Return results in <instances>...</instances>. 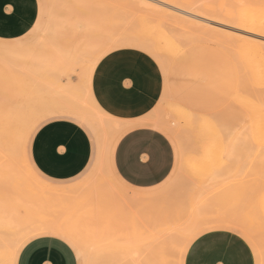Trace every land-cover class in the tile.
Instances as JSON below:
<instances>
[{
  "label": "rangeland",
  "instance_id": "374dc122",
  "mask_svg": "<svg viewBox=\"0 0 264 264\" xmlns=\"http://www.w3.org/2000/svg\"><path fill=\"white\" fill-rule=\"evenodd\" d=\"M38 1L39 17L31 31L17 40H0L1 44L4 46L15 43L30 45L36 35L35 28L37 27L35 26L41 22L44 25L48 24L54 29L51 35L53 42L71 56L70 60H73L68 61L70 64L66 63V66H64L65 63L63 64L61 68L63 73L64 71L66 73V68L68 71L64 74L65 76L61 75V79H66V75L75 76L78 79L84 71V77L82 75L81 78L84 83L89 81L90 90H93L91 95L95 97L91 96L89 100L98 107L101 116H105L107 112L105 118H109L108 115H110L114 117V120L119 119L123 124L125 123L123 125L118 121L120 124L118 125L110 117L109 124L111 125L112 122L114 127L107 126L106 133H103L110 139L109 141L105 138L109 146L105 142L108 150L106 148L104 150L109 153H104L107 158L98 168L93 158L90 165L80 175L64 182L49 181L37 172L41 179L52 184L77 185L80 188L76 198L71 200L76 203V207H70L72 211L75 209L74 211L78 212H90L96 216V219L106 216L104 223L106 225L108 222L111 223L105 226L106 228L116 225L119 233L124 232L122 235L116 234L121 241L127 240L128 231L132 230V227L134 229L136 227V231L152 238L148 233L149 229L152 231L156 225L159 226L157 229H161L171 227L172 223L173 225L179 222L184 223L190 216V218L200 220L201 217H218L224 214L230 215L232 219L236 217L245 223L249 222L250 226H257L261 222L264 227V210L262 209L264 208V136H262L264 125H261V128L258 127L262 129L259 133L255 131L257 130L255 128L259 126L257 124L262 123L258 119L264 121L261 119L264 117V107L259 104L264 103V80L262 81L264 79V57H262L264 56V41L262 38L245 37L243 41L244 36L242 35L214 28L207 23L184 17L175 11L153 6L144 0ZM42 3L46 5L43 10L40 8ZM172 4L179 7L187 6V9L190 7V10L197 13L203 12L205 17L225 18L226 20L223 21L237 18V16L264 20V0H174ZM256 46L262 51L258 47L255 49ZM109 57L112 59L109 60ZM106 60L108 63H105ZM130 60L136 62L138 66L137 87L128 95H116L115 77L108 69ZM0 62L2 63H0V111L10 104L9 108L0 114V121L5 119L14 107L20 94L29 96V105L36 103L48 107L49 101L53 105L54 94L47 88L36 89V83H34L36 78L16 74L3 60L0 59ZM43 72H41L42 77L53 80L59 78L56 74ZM257 88L262 92H257L255 90ZM256 95L263 97L261 101ZM238 108L243 112L239 113ZM116 111L120 112L118 117L114 115ZM230 112L231 114H227ZM243 113H245L244 119L239 117ZM150 115H162L169 119L171 128L165 127L169 124H164L165 126L162 124L164 120L160 116L159 119L162 121L159 123V120L156 121L157 117L148 118ZM214 115L217 118L216 121L213 120ZM142 116H146L149 121L144 120ZM226 117L231 119L228 120L230 123L224 120ZM155 121L159 125L155 124ZM115 124L117 127L120 126L119 129L122 126L123 128L116 131ZM135 126H149L157 129L164 133L173 145L174 167L168 178L153 188L138 189L128 186L116 175L112 162L109 165L116 142L128 129ZM37 127L32 130L28 139V156L30 140ZM219 129L224 133L225 139ZM87 130L93 141L90 130L88 128ZM114 131L118 133L115 132V134ZM240 131H243L242 136L239 134ZM170 133H173L174 137ZM245 133L249 135V137L246 136L247 140L251 136L249 143L245 142V137H243ZM234 134L238 138L240 135L241 140L238 141H242L243 144L241 142L230 143V138ZM256 134L260 138L257 137V139ZM259 142L263 143V146ZM16 146L11 144L7 146L9 151L7 168L10 172L8 175L6 172L0 173V197L2 194L7 195L17 190L26 195L32 191L27 172L20 165L18 167L21 172H18L12 160L13 149L16 148V151L19 149L18 145ZM230 149L234 155L229 153ZM4 157L1 155L0 160ZM3 160L0 161V170L2 163H6V159ZM154 191L157 195L153 194V198L150 197V199L147 197L150 201L139 202L135 197L140 193L143 198H146V193L148 196ZM132 192L137 194H133L132 198L125 201L124 198L132 196ZM120 195L122 200L130 203L124 204L125 202L120 200ZM134 197L139 203H134ZM23 210L24 214L29 217L52 218L50 214L52 211L48 208L41 210L28 207ZM63 214L65 216V213ZM126 215L128 216L124 217V220L125 218L127 220L119 221L122 226H117L119 224L117 219L120 220ZM60 216L58 215L57 218L59 219ZM107 217L117 219L113 223ZM149 218H152L151 221ZM144 219L151 223L147 225L148 222ZM174 219L178 221L180 219V221L177 223ZM125 226L128 231L124 228ZM263 230L256 232L258 237ZM262 233L261 237L264 236V231ZM157 241L159 243L161 240ZM108 243V239L103 243L96 241L97 245ZM174 244L169 250H160L156 261L163 262L166 259L164 261L166 264H174L179 257V246L176 242ZM262 245L260 259L257 258L251 245L255 255V264H264V241L261 242ZM80 261L79 256L78 264Z\"/></svg>",
  "mask_w": 264,
  "mask_h": 264
},
{
  "label": "bare ground",
  "instance_id": "6f19581e",
  "mask_svg": "<svg viewBox=\"0 0 264 264\" xmlns=\"http://www.w3.org/2000/svg\"><path fill=\"white\" fill-rule=\"evenodd\" d=\"M144 1H146L147 3H150L156 7H161V8H165V9L175 11V12L179 13L180 15H183L184 17L195 19V20L203 22V23H207L208 25H211L214 28L223 29L225 31H231V32L237 33L239 35H242V36H244L242 38L243 41H245V37H257V38L261 37L262 40L264 41V20L254 19V17L244 18V17L237 16V18L234 17V18L227 19V21L229 22V23H227V21H223V20H226L225 18L205 17L202 14L203 12L197 13L195 11L190 10L189 9L190 7H188V9H187V6H185L186 1L183 2L185 4L184 5L185 7L173 6L172 3L174 2V0H144ZM183 3H181V4H183ZM199 13H201V14H199ZM35 27H37V28H35L36 29V31H35L36 35L34 36L33 41L30 45H21V44L15 43V44H12L10 46H4L0 42V57L2 59H4L14 69L16 74L18 73V74H21V75H24L26 77H30L33 79L36 78L37 80H35V82H34V83H36V89L41 90V89L47 88L48 90H50V92H52L54 94V99H53L54 103L52 105L49 101L48 107H45V106L43 107V104L39 105L36 103L29 105V96L28 95L23 96L20 94L18 96L17 102H16L13 110L5 117V119L0 121V156L3 155V157L5 156L4 158L6 159V163H4V162L2 163L3 164L2 165V172H6V175H8V172H10L9 169L7 168V165L9 163V158H8V156H9L8 152L9 151L7 150L8 144H11L13 146L18 145L19 149L16 151V148H17V146H16V148L13 149V151H12V154H11V155H13L12 160L14 161L15 168L18 172H21L19 170V167H18L19 165L25 169V171L27 172L26 174H28V177L30 178L28 180H29V184L31 185V189H32L31 193L29 191L30 194L25 195V196L23 193H21L17 190L16 192L12 191L9 194L7 193V195L5 193V195L3 194L0 197V261H1L0 264H11L13 253H14L17 245L27 234H30L34 231L44 229V228L48 229V228H51L53 226L55 227V229L57 231H60L61 233L69 235L72 237V241L76 244V246L78 247V249L81 253L82 264H166V262H164L166 259L163 262L162 261L161 262L156 261L157 253L160 252V250H162V251H164L166 249L169 250V248L172 247L173 244L176 242L178 244L177 246H179L178 247V251H179L182 248L184 241L192 233L193 230L208 228L209 222L215 221L218 219H225V218L230 221V223L233 227L237 228L244 235V237L248 241V244L250 246L251 245L253 246V248L256 252L257 258L260 259L261 258L260 247H261V249L263 248V245L261 246V242L264 241V239H263L264 236L261 237V235H263L262 232L264 230L261 231V233H259L260 234L259 237H258V234L256 232H259L260 229H264V227L261 225V222H260V224H257V226L256 225L250 226V225H248L249 222L245 223L243 221H240L236 217H234V219H232L230 215H229L230 216L229 217L228 215H224V214H223V216H218V217H211V216H210V218H202L201 217L200 220H198L196 218H190L191 217L190 216L189 218H186L184 223H180L179 222L180 219H179V221H178V219H176L177 223L179 222V224L175 223V225H173L174 223H172L171 227L157 229L159 226L157 227V225L155 224L156 228L153 227L152 231L149 229V232H148L152 236V238H149V237H147L148 235L145 236L143 233L136 231L135 230L136 227L134 229L132 227V225L130 224V226L132 227L131 228L132 230L128 231L127 230L128 228H126V226L124 227L128 231L129 234H127V235H129V237L126 238L127 240L121 241L120 237L118 238L116 236V234L118 233V235L119 234L122 235L123 231L122 232L120 231V233H119V231H118L119 229L116 228V225H115V227L110 225L109 228H106L105 226H108V224L110 222H108L107 225H106V223H104L105 219H106L105 215H104L105 218L97 217V219H96V216H94L90 212L89 213L88 212L83 213V212L74 211L75 209L72 211V209L70 207H76V203L75 202L73 203V201L71 202V200H72V198H76L77 193L80 190V188L77 185H75V186H68V185L67 186H54V185L48 184V183L40 180L31 171V169L29 168V166L27 164L26 158H25L24 148H25V144L27 142V138L29 136V133L31 132L33 127L37 123H39L41 120H43L44 118L51 116V115H55V114H67V115L75 116V117L81 119L82 122L84 121L85 123H87L89 125V127L92 129L93 133L95 134V137L97 138L98 152H97V158L95 160L96 161V168L101 166V164H103L102 161L107 158V157H105L107 155H104V153L105 154L109 153V151L104 152V150L106 148L105 142L108 145L107 140L110 141V139L107 138L108 136L106 137L104 135L106 133L105 130L107 129V126H111V128L114 127L112 122H111V125L109 124L111 121L110 120L111 116L108 115L109 118H105L106 114H108L107 112H106V114L104 113L105 114V116L103 115L104 117L101 116V113L99 112L98 107L93 105V103H94L93 101H92L93 103H91V101L89 100L93 97L91 95V93H93L92 92L93 90L92 91L90 90L89 81L84 83V80L81 78L83 73H85L84 71H83V73L81 72V75L78 76V79L76 81L72 80L69 75H66V79H64V80L61 79V75L66 74L68 71V69L65 67L67 71H66V73H65V71L63 73V70H61V68H63L62 67L63 64L65 63L64 66H66L67 65L66 63H68V61L72 62L73 60H70L71 56H69V54L67 52H64L61 48H59L58 45H56L53 42V40L51 39V35L53 34L54 29L52 27H50L48 24L44 25L43 22H41L38 26H35ZM257 47L258 46H256L255 49ZM263 47H264V45H263ZM258 48L260 49V47H258ZM259 49H257V50H259ZM260 51H262V50L260 49ZM262 57H264V56H262ZM68 64H70V63H68ZM65 68H64V70H65ZM42 71H44L45 73L47 72V73L56 74L59 76V78H56L53 80V79L42 77L41 76ZM83 77H84V75H83ZM263 80L264 79H262V81ZM251 90H253V89H251ZM255 90H257V92L261 91V90H258V88ZM22 93L24 94V92H22ZM252 95H253V93H252ZM261 95H262V93H261ZM256 96L258 97V100H260V101L263 98V97L261 98L258 95H256ZM93 98H95V97H93ZM263 102H264V98H263ZM259 104H262V107H264L263 106L264 103H259ZM227 109H225V110L228 112L229 110H227ZM233 110H234V108L232 109V111ZM240 111H242V110L239 109V113L243 112V111L242 112H240ZM260 112H261V109H260ZM222 113H224V112H222ZM237 113H238V111H237ZM239 113H238V115H239ZM227 114H231V112L227 113ZM215 115H214L215 118L213 120H215V119L217 120V118H216L217 115L216 116ZM234 115H235V113H234ZM244 115H245V113H243L239 117L243 118ZM159 116L160 115H155V116L150 115V116H148V118L151 117L153 119V117H157L156 121L159 120V123H160V121L164 120L162 124L163 125L169 124L168 126H165V125L164 126L171 128L169 119H167L161 115L162 116V117L160 116V118L162 119L161 120V119H159ZM220 116H222V115H220ZM231 116H233V115H231ZM144 117H143V119L144 120L146 119V121H147L148 118L146 116H144ZM233 117H235V116H233ZM111 118H113L112 120L114 122H116L117 124H118V121H120L119 122L120 124L122 123V121L119 119L114 120L113 116ZM139 118H137V119H139ZM152 119L150 120L151 122L153 121ZM229 119L226 117V119H224V120L228 121ZM261 119H264V117ZM142 120H138V121L141 122ZM144 120H143V122H146ZM224 120H223V122L226 123ZM258 120L262 121V123L259 122L260 124L259 123L257 124L259 126H257L255 128V129H257V130H255L256 133L257 132L259 133L260 129L258 127H260L261 125H264L263 120H260V119H258ZM156 121H155V124L157 123L159 125V123ZM123 122H125V120ZM167 122H169V123H167ZM228 122L230 123V121H228ZM228 122H227V124H228ZM234 123H235V121H234ZM117 124H115L116 127H117ZM120 124H118V125H120ZM126 124H128V122ZM250 124H251V122H250ZM163 125L161 127H163ZM225 126L226 125H224V127ZM229 126H231V125H229ZM214 127L216 128V126H214ZM119 128H120V126H118L116 128L117 129L116 131H118V130L120 131L123 128V126L121 127V129H119ZM225 128H227V127H225ZM211 129H212V127H211ZM252 129H254V128H252ZM113 130H115V128ZM215 130L216 129H214V131ZM224 130H226V129H224ZM116 131H114V133ZM242 132L243 131H240L239 134H241ZM116 133H118V132H116ZM221 133H222V131H221ZM246 133H245V136H243V137H245L244 138L245 142L248 141V143H249L251 136H250L249 140H247L246 138L249 137V135H247ZM170 134L172 135V137H174L173 133H170ZM210 135H212L211 137H213L212 133ZM222 135L224 136L223 138L225 139L224 133H222ZM229 135H227V136H229ZM250 135H252V134H250ZM113 136H116V135H113ZM241 136H242V134H241ZM262 136H264V134ZM4 137H6V138H4ZM257 137L260 138V136L259 135L257 136V134H256V138ZM239 139L241 140L240 135L238 138L234 134L230 138V143H235V142L236 143L237 142L242 143V141H238ZM251 141H253V140H251ZM261 142H259V143L263 146V143H261ZM235 147H234V149H235ZM253 148H255V147H253ZM263 148H264V146H263ZM260 149H261V147H260ZM257 152H255V153H257ZM229 153L232 154L233 153L232 150ZM232 155H234V154H232ZM259 155H261V154H259ZM231 157H234V156H231ZM3 159H1V160H3ZM106 162L108 163V161H106ZM195 166H197V165H195ZM105 168H106V166H105ZM107 168H108V166H107ZM198 168H200V167H198ZM100 172H101V170H100ZM187 185H189V184H187ZM259 191H260V189H259ZM133 194L134 193L132 192V194H131L132 196L129 195V197H128V196H126V193H125V196H126L124 198L125 201H127L128 198H132ZM135 194H137V193H135ZM151 194H152V196H151ZM151 194L146 196L147 195V193H146L145 194L146 198H143V196H141L139 193V195H135V197L138 198L139 202H143L144 200L150 201L147 199V197L149 199H150V197L153 198V194L155 195L156 192L154 191V193H151ZM123 197H124V194H123ZM135 197H134V203H139L138 201L136 202ZM121 198H122V196L120 195V200L124 201ZM139 198H141L140 199L141 201L139 200ZM30 202L32 203L33 208H35V209H41V210L42 209L46 210V208L51 209L52 213L50 212V214H51L52 218L50 217V219H48L47 216H46L47 218H45L44 216H43V218H41V216L40 217H34L33 216L30 218L26 217V215L24 214V210H23V209H25L24 205L26 203H30ZM127 203H130V202L128 201ZM127 203L125 202L124 204H127ZM122 209H124V207ZM182 209H183V207H182ZM262 209L264 210V208H262ZM128 210H130V209L128 208ZM190 211H191V209H190ZM63 213H65V216ZM58 215H61L59 219L57 218ZM219 215H221V214H219ZM63 216H64V218H63ZM127 216L128 215L123 216V218L120 220H119V218L117 219L116 217H115V219H117L118 222L119 221L125 222V220H127L126 219ZM61 217H62V219H61ZM124 217H126L125 220H124ZM98 218H99V220L100 219H102V220L99 221ZM107 218H109V217H107ZM110 218H112V217H110ZM110 218H109V220L113 221V223H114L115 219H113V218L110 219ZM177 218H180V217H177ZM198 218H199V216H198ZM149 219L151 221L152 218H149ZM122 220H124V221H122ZM128 220H129V218H128ZM138 220H140V219H138ZM144 221H146V220L144 219ZM120 222H119V224H117V226L118 225L122 226L120 224ZM146 222H148V220ZM154 222L155 223L157 222L156 219ZM154 222H152V224ZM255 222H258V221H255ZM137 223H139V222H137ZM149 223H151V222H148L147 225H149ZM134 224H136V223H134ZM260 225H261V227H260ZM258 226H259V228H256ZM222 227H224V225H221L219 223H212L211 224L212 229H220ZM253 227H255V228L253 229ZM121 228H123V227H121ZM148 233H145V234H148ZM114 236L116 238H114ZM260 237L262 239H260ZM106 239H108V241H109V243L107 245H103V244L97 245L96 244V241H97V243H100V242L103 243L104 241H106ZM157 240H161V241L158 243ZM186 250L187 249H185V252H186ZM251 251H253V250H251ZM164 258H165V256L163 257V259ZM179 258L180 257H178L177 261L175 260L176 262L174 264H177Z\"/></svg>",
  "mask_w": 264,
  "mask_h": 264
},
{
  "label": "crops",
  "instance_id": "0c3cea01",
  "mask_svg": "<svg viewBox=\"0 0 264 264\" xmlns=\"http://www.w3.org/2000/svg\"><path fill=\"white\" fill-rule=\"evenodd\" d=\"M9 6H11L13 11L11 13L4 12L3 10ZM38 17V0H0V40L12 41L22 38L26 35V32L28 34L31 31ZM0 59L8 64L1 57ZM11 69L13 68L11 67ZM71 79L76 81L77 77L71 76ZM9 105L3 108L0 114L8 109ZM61 115L67 114L51 115L37 123L33 127L34 129L38 126L30 140L29 156L27 154V143L33 129L29 133L24 148L25 158L31 171L40 180L54 186L65 185L52 184L41 179L38 173L45 179L54 182H64L73 179L80 175L90 165L93 158L94 161L96 160L98 152L97 139L89 125L72 115H70L71 120L60 119L59 117ZM114 115L118 117L120 112L116 111ZM86 127L90 130L93 141ZM58 141L64 142L65 146L68 148V152L64 163L53 165L51 163L52 147L57 144ZM137 145L153 151L157 154L161 162L154 164L152 169H144L138 173L127 172L125 175L118 171L121 167L120 157L126 149ZM111 162L116 175L125 184L132 188L149 189L163 183L168 178L174 167L175 154L171 141L164 133L149 126H135L128 129L118 139L111 153ZM0 173H2V169ZM25 195L26 194H24V196ZM24 207L26 209H28V207L33 208V205L30 202L26 203ZM46 229L47 228L40 229L27 234L19 242L16 249L34 233ZM57 232L61 233L60 231ZM203 234L205 233H202V235ZM73 244L80 256V264H82L81 253L76 244L74 242ZM16 249L13 253L11 264H15V260H19L20 264H61L62 261L65 262V264H73V262L74 264H78V260H76L75 257L70 258L68 252L61 248L53 237H48L43 243H36L30 246L26 252H16ZM251 250L253 249L250 246L249 254L244 256V260H248L250 257L252 264H255V255ZM184 259L186 261L191 260V253L189 250H186Z\"/></svg>",
  "mask_w": 264,
  "mask_h": 264
},
{
  "label": "snow or ice",
  "instance_id": "6c2138e0",
  "mask_svg": "<svg viewBox=\"0 0 264 264\" xmlns=\"http://www.w3.org/2000/svg\"><path fill=\"white\" fill-rule=\"evenodd\" d=\"M45 7L46 5L43 3L40 5L41 10ZM3 11L11 13L13 9L9 6ZM25 34L27 35V32ZM110 59L112 58L109 57ZM105 63H108V61L106 60ZM108 71L115 77L116 95H128L137 87L136 73L138 66L136 62L130 60L122 65L118 64L110 67ZM101 102L103 103V101ZM59 118L71 120L70 115H61ZM67 152L68 148L64 142L58 141L52 147L51 163L53 165L64 163ZM160 162L157 154L153 151L139 145L132 146L126 149L121 155V167L118 171L125 175L127 172L138 173L144 169H152L154 164ZM109 165H111V159L109 160ZM73 182L75 183V181ZM212 223H219L224 225V227L212 229ZM201 233L205 234L202 235ZM48 237L55 238L59 246L68 252L70 258L75 257L76 260H79V255L74 247L72 237L58 233L54 226L34 233L28 240L21 243V246L16 249V252H26L30 246L36 243H43ZM185 249L191 253L190 261L184 259ZM249 250L250 246L244 235L237 228L233 227L226 218L218 219L209 222L208 228L192 231L179 250L180 258L177 264H252L250 257L248 260H244V256L249 254ZM15 264H20V261L15 260ZM61 264H65V262L62 261Z\"/></svg>",
  "mask_w": 264,
  "mask_h": 264
}]
</instances>
